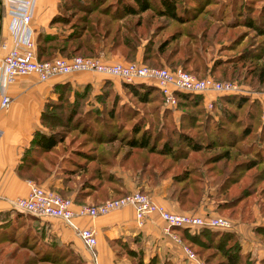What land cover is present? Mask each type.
Listing matches in <instances>:
<instances>
[{
    "label": "trees",
    "instance_id": "obj_1",
    "mask_svg": "<svg viewBox=\"0 0 264 264\" xmlns=\"http://www.w3.org/2000/svg\"><path fill=\"white\" fill-rule=\"evenodd\" d=\"M209 4L211 3L208 0H57L56 13L51 17L49 25L58 26L60 29L62 26L67 27V30L61 29L59 34H49L39 28L34 43L36 58L41 61L49 60L57 54L62 57L95 56L99 51H106L119 54L124 60L129 61L134 59L135 53L139 50L140 61L148 66H166L171 70L179 67L199 78L200 73L207 72L213 75L212 78L215 80L235 78L255 89L260 88L264 83V64L259 61H262L261 51L264 46L242 49L239 56L235 57L240 65L230 69L222 67L227 64L222 59L210 58L206 52V45L212 43L219 44L221 50H231L237 45L238 37L223 38L226 35L224 29L232 28V23L236 20L242 21L240 24L246 27L259 30L256 29L257 24H253L250 18L244 19L243 14H240L239 18L226 20L227 23H232L224 28L219 22L220 19L215 18L213 12L209 13L206 10ZM259 17L264 21V10L260 12ZM159 19H162V22ZM227 40L230 42L224 45L222 41ZM245 61L250 62L249 67H242ZM85 85L87 87V84L83 86ZM122 86L135 95H138V89L146 92L147 88H153L163 102L159 90L153 85L122 82ZM54 88L56 97L43 103L38 117L39 125L33 129L29 145L23 150L21 160L15 169L19 177L30 179L37 184H42L51 174L56 175L61 186L51 188L61 194L73 192L72 201L75 203L86 198L99 202L129 193L121 171L118 172L119 167L125 166L134 173L135 182H140L139 189H142V183L157 185L162 179L169 178V184L166 186L167 196L178 208L188 209L195 207L199 201L201 189L197 185H200L199 180L203 174L201 166H205L206 172L219 175L221 177L219 190H225L228 185L236 184L244 173L255 167V158L236 162L234 158L239 151L250 154V150L254 149L252 151L255 157H262L264 154V146L259 144L264 143L263 126L255 132V140L258 142L256 147L252 148L251 144L245 148L229 143L220 144L217 145L220 150L216 154L202 160L191 159L188 156L189 150L193 152L198 150L195 147L170 146L169 137L157 145L153 142L154 139L161 138L167 130L169 133V128L162 122L168 117L169 110L163 108L160 116L156 114L158 126L155 128L151 126L150 121L147 122L141 116L123 132L121 119L112 124L96 120L98 128H90L92 131L88 133L92 138L91 145L85 150L68 151L58 158L55 148L62 139L41 127L47 117L46 108L62 100L64 94L71 89V85L64 82ZM190 97L193 98L195 95L176 92V105L194 104L195 100ZM217 101L234 105L235 109L242 108L248 103V109L242 117L246 123L238 125L237 118H229L233 127L241 129L238 133H232V137L235 140L247 137L258 119L259 113L255 111L257 104L250 103L247 98L239 95H222ZM222 141L224 140H219ZM121 146L126 148L120 151ZM209 147L212 145L204 146L205 149ZM233 148L235 151L238 149V152L231 153L230 149ZM263 180L264 167L256 171L248 185L242 187L236 196L225 203L239 201L249 196L256 189L255 183ZM175 185L181 186L175 188ZM259 193H264V185L259 188ZM15 213L16 216L21 215L19 212ZM170 229L190 248L192 245L206 243L207 236L213 231H218L209 228H199L194 232L181 227ZM254 233L259 240L260 237H264V228L256 227ZM215 235L222 236V239L216 242L218 246L220 243L223 246L227 240H236L231 232L218 231ZM227 249L232 254H227L225 256L227 260H222L221 263L245 264L244 258L243 262H240L238 245L231 244ZM57 251L59 254L52 257L54 260L45 258L49 261L45 264H51L52 261V264H86L79 254L65 245L56 247V254ZM194 252L199 259L202 258L196 251ZM123 258L125 261H122ZM116 259L117 264H173L170 260L159 261L155 255L143 262L141 251L129 248L126 243H120Z\"/></svg>",
    "mask_w": 264,
    "mask_h": 264
},
{
    "label": "rangeland",
    "instance_id": "obj_2",
    "mask_svg": "<svg viewBox=\"0 0 264 264\" xmlns=\"http://www.w3.org/2000/svg\"><path fill=\"white\" fill-rule=\"evenodd\" d=\"M208 1L211 4L206 7V10L209 13L213 12L212 15L220 19L219 22L222 23L224 28L232 23H227L226 20L239 18L240 14H243L244 19L250 18L253 24H257L256 29L259 30L246 27L240 24L242 21L239 22L236 20L232 23V28L224 29L226 35L223 38L238 37L239 39L237 45L231 50H221L219 44L212 43L206 45V52L210 58L222 59L223 62L227 63L222 65V67L224 66L226 69L238 67L240 62H236L237 59H235V57L239 56L242 49L251 48L250 46H255L254 48L264 46V21H261L259 17L260 12L264 10V0ZM159 21L162 22V19H159ZM61 29L65 31L67 27L62 26ZM61 29L56 26V32L51 34H59ZM222 42L226 45L230 41L227 40ZM261 52V54H263L262 61L259 62L264 64V47ZM120 61L126 60L123 59ZM131 61L136 60H129V62ZM249 63V61H245L242 67H249ZM86 73L101 74L89 71ZM207 75L213 76L207 72L199 74L201 77ZM116 78L117 77L96 79L97 81L99 80V85L97 87L92 86L89 82L78 85L70 84L71 89L64 94L65 97H63L62 100L54 102L53 106L46 108L45 112L47 117L43 121L41 129L46 132H51L62 139V142L55 148L57 153L56 157L60 158L62 154H66L68 151L74 149H87L89 145H91L90 141L92 140L88 134L92 131L90 128H98L96 120H103L108 124H112V122L121 119L123 122L121 132H123L126 128H129L132 122L139 118L138 116H141V118H145L147 122L150 121L152 124L151 126L155 128L158 126L156 114L160 116V111L163 108L169 110L168 117L164 118L165 120L163 119L162 121L165 123V127L169 128V133L167 130L162 134L161 138L157 137L153 142L158 145L161 144L163 139L169 137L170 146L195 147L198 150L194 152L191 150L188 151V156L191 159L200 158V160H202L207 156L216 154L220 150V147L217 145L220 144L227 145L229 143L239 148H245L249 144H251L253 148L258 144L255 140V132H258L262 126L264 127V121L262 120V115L264 113V83L260 88L255 89L246 82L239 81L235 78L226 79L240 85L246 90V94H240L239 96L247 98L250 103H256L257 108L255 111L259 113L253 131L250 132L247 137L235 140L232 137V133H238L241 129L240 127H233L229 122V118H237L238 125L244 122L246 123L242 117L248 109V103L242 108L235 109L234 105L217 101L222 95L193 94L195 97L190 98L195 100L194 104L184 103L179 106L166 107L153 88H147L146 92L142 91L143 89H138V95H135L122 86V82L124 81H118ZM84 84H87V87L86 85L84 87ZM208 100H211L210 106L206 103ZM110 112H112L111 115ZM113 127H115L114 124ZM88 128L89 131L87 132ZM219 140L224 141L219 142ZM150 141H152V138H150ZM259 144L264 146V143ZM207 145H212V147L205 149L204 146L206 147ZM125 148L126 147L121 146L120 151ZM252 150L254 149H251V152H249L250 154H248L244 151L238 152V149L237 151H235L234 148L230 149L233 154L238 152L237 156L234 158L236 162H244L255 158V167L244 173L243 177H240L236 184L228 185L225 190H219L220 186L218 185L221 177L206 172L205 166H201L203 174L199 180L200 185H197L198 188L201 189L198 203L195 207L188 209L179 208L180 210H178L187 213H198L202 210L203 212L201 213L206 212L207 214L222 216L232 221L235 226L237 225L236 231H226L231 232L233 238L236 240L225 241L224 247L221 243L220 246L216 243L222 239V236H217L215 233L221 230L211 232V235H208L205 239L206 243L199 244L198 246H191V250L193 252L196 251L203 258L200 259L206 264H225L221 262L222 260H227L225 257L227 254H232L230 250L227 249L231 244L239 246L240 252H238L240 254V262H243L244 258L245 264H264V237H260L259 241L254 233V228H264V193H259V188L264 185V180L263 182L255 183L256 189L253 193H250L249 196L239 201L225 203L236 196L242 187L248 185L250 178L253 174H256V171L264 167V154L262 157H255L253 156ZM131 158L132 157H130V159ZM124 169H126L125 166H121L118 172L121 171L124 181L129 188L128 192L134 190L144 191L138 188V183L140 182H135L134 173L128 169ZM51 176L57 178L54 174H51ZM128 184L133 187H129ZM180 186L181 185H175L174 187L179 188ZM49 188L62 196L68 197L67 194H61L57 190L51 187ZM218 204L220 206L217 207ZM182 262L189 264L184 257L182 258Z\"/></svg>",
    "mask_w": 264,
    "mask_h": 264
},
{
    "label": "crops",
    "instance_id": "obj_3",
    "mask_svg": "<svg viewBox=\"0 0 264 264\" xmlns=\"http://www.w3.org/2000/svg\"><path fill=\"white\" fill-rule=\"evenodd\" d=\"M56 5L57 0H35L27 25L29 38L34 43L39 28L49 34L56 32L55 27L49 25L51 17L56 13ZM14 22L15 16L9 13L7 0H0V63L5 53L13 46ZM96 56L105 62L123 60L119 54L106 51H99ZM134 59L140 61L139 50L135 53ZM101 78L114 77L74 72L38 81L32 75H24L15 77L7 86L10 101L6 108H0V264L49 263L45 258L56 257L59 254L58 251L56 254V247L63 245L79 254L86 264H92V258L97 264H117L116 251L120 243H126L131 249L140 250L143 262L155 255L159 261L170 260L173 264H186L182 262L183 257L179 248L162 232L165 224L155 214L145 218L140 226L135 223L133 209L130 206L109 211L92 219L77 220L79 226H91L95 230L96 244L90 255L75 231L61 220L35 217L15 211L10 205L12 198L25 196L28 192V182L31 180L19 177L15 168L21 160L23 150L29 145L33 129L39 125L38 117L43 103L56 97L54 87L64 82L71 85L89 82L97 87L99 80L96 79ZM168 184L169 178L162 179L157 185L142 183V190L164 208L178 211L180 209L177 204L167 196L165 187ZM41 185L48 188L61 186L59 179L52 176ZM128 186L133 187L130 184ZM67 195L73 199V192ZM84 203L97 202L88 198L79 203L74 202ZM15 212L21 215L16 216ZM201 212L203 211L200 210L198 213ZM170 231L176 234L173 230ZM122 261H125L124 258Z\"/></svg>",
    "mask_w": 264,
    "mask_h": 264
},
{
    "label": "built area",
    "instance_id": "obj_4",
    "mask_svg": "<svg viewBox=\"0 0 264 264\" xmlns=\"http://www.w3.org/2000/svg\"><path fill=\"white\" fill-rule=\"evenodd\" d=\"M9 13L15 16L14 43L5 53L0 63V108L9 104L7 86L17 76L32 75L38 81H45L56 75L74 72H96L117 77L124 82H142L156 87L166 107L176 105L175 93L240 95L246 90L240 85L224 80H215L211 76L197 77L179 67L171 70L167 67L147 66L139 61L105 62L97 56L74 55L55 56L49 60L36 58L35 44L29 38L27 25L31 18L35 0H7ZM3 47V44L1 45ZM208 106L211 100L206 102ZM264 121V113L262 115ZM28 192L10 200L11 207L19 212L35 217L57 218L77 234L85 249L92 255L96 244L95 230L91 226H79L77 220L92 219L112 210L130 206L133 209L135 223L140 226L145 218L155 214L165 225L162 232L171 238L189 264H206L199 259L190 247L183 244L178 235L171 233V227L187 228L191 231L209 228L221 231H236L237 225L229 219L207 213H187L172 211L156 203L147 192L134 190L125 195L110 198L92 204H74L50 188L28 182ZM92 264H97L92 258Z\"/></svg>",
    "mask_w": 264,
    "mask_h": 264
}]
</instances>
